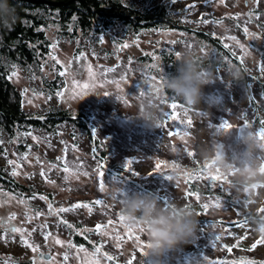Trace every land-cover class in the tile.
Here are the masks:
<instances>
[{"label": "rangeland", "instance_id": "374dc122", "mask_svg": "<svg viewBox=\"0 0 264 264\" xmlns=\"http://www.w3.org/2000/svg\"><path fill=\"white\" fill-rule=\"evenodd\" d=\"M124 2L136 7L167 4L172 19L179 20V24L189 26L193 31L203 30L210 33L223 45L227 43L230 46L228 50L235 52L237 56H243L242 64L248 73L264 81V73L259 70L264 65V0ZM204 20L208 23H204ZM244 28L248 29V33L244 32ZM188 36V33L177 30H151L142 33L137 39L125 40L121 45L116 41L120 37L119 33L113 30L100 35L97 43L82 36L76 42L63 41L53 31H49L48 38L51 43L58 42V47L51 49L50 53L64 64L71 62V74L60 76L63 84L61 91L54 95L43 92L41 80L22 68L17 67L10 73L9 76L16 73L8 79L22 92V107L25 111L42 113L45 109L58 106L73 116L78 112L91 115L93 120L86 119L85 122L89 130L93 131L96 149L103 150L106 154V168L111 165L121 167L119 171L114 170L115 173L110 174L101 169L96 155H92L90 141L78 130L72 129L70 124L59 126L54 134L41 130L26 135L24 140L18 136L5 139L2 143L4 151L0 153V164L11 175L14 170L18 173L12 177L19 184L53 196L50 211L46 197L26 198L0 188L15 196L11 203L0 207V216L15 212L17 218L13 223L26 230L25 238L34 246H39L40 253L55 256L58 264H63V253L69 242L73 244L70 237L74 229L70 223L81 220L85 228L79 229L78 234L82 235L91 231L89 227L95 229L97 224L108 225L111 220L112 226L102 227L98 235L101 243L105 244L104 248L101 247L100 254L94 255V249L85 248L89 258L99 259L100 264H128L129 260L133 264H141L146 245L145 231L139 229L145 230L146 226L126 220L124 223L133 225L139 241L127 238V231L119 222V198L124 191H151L160 197L163 204L186 207L199 214L200 224L196 236L190 243L166 255V264H264V244H256L258 240L264 239V233L258 231L251 221L238 226L245 216L249 217L250 212L264 215L260 211L264 208V185L252 187L250 192L248 189L245 193L239 186L232 187L231 173H226L231 184L214 182L208 177L210 174L214 175L217 168L214 165L204 168L211 164V160H206L204 154L216 142L224 145L229 160H233L245 148L238 137L237 127H243L245 120L250 122L249 118L240 116L241 110L247 107L248 100L239 85L230 83L231 77L227 74L229 64L225 59L217 54L213 56L209 50L208 56L221 60L226 66L225 69L220 67L214 71L217 79L204 88L206 94L218 98L214 106H179L176 110L177 121H167L172 126L171 129L164 126L149 130L142 120L131 117L143 105L151 104L155 106L159 124L164 121L163 113L171 111L167 105L159 106L153 96H139L141 91L147 92L150 87L148 76H156V73L147 71L148 65L138 62L137 58L148 56L152 59L150 64L156 63L160 66L162 53L170 54L168 51L172 50L177 57V53L189 49ZM192 37H195L194 34ZM237 41L252 52V59L245 58ZM124 45L128 47L125 48ZM192 49L199 57L207 56L202 49ZM80 53H83V58L75 60L74 57ZM153 56L159 59L153 60ZM54 64L55 61L48 56L41 69V73L47 74L50 80L54 77L50 70ZM88 65L92 67L95 87L73 98L70 88L73 80L92 83L87 71ZM55 68H59L58 72L62 70L59 65ZM109 68L114 71L107 72ZM158 69L154 70L157 72ZM107 81H119L120 88ZM105 92L109 95L105 96ZM251 92L258 105L257 110L260 107L264 109V96H260L259 85L253 83ZM118 96H123L127 103L117 99ZM262 108L258 110L260 115H264ZM247 117H250V110ZM186 120L192 121L191 126L180 123ZM223 120L230 122L233 127L231 130L218 132L216 128ZM249 126L255 131L264 127L251 122ZM177 127L187 130L189 135L183 140L178 136H169L168 131ZM188 152L193 155H187ZM261 153L262 156L258 159L264 167V150ZM190 157L193 161H190ZM128 160L133 161L130 172L124 168ZM9 161L14 163L9 164ZM65 164L69 173L63 171ZM157 164L160 165L159 169L156 168ZM195 164L203 165L202 169L197 171ZM42 168L44 176L40 174ZM101 170L104 172V183L116 195V200L99 190L98 173ZM168 175L173 176L171 181L166 178ZM21 198L25 199V204L17 202ZM217 198L221 200L219 208L215 207ZM97 199L104 203L94 204ZM236 199H248L250 203L238 204ZM77 203L87 204L89 207H72ZM205 203L209 204L207 210L202 207ZM38 206L44 208L40 210L37 209ZM61 207L70 210L60 213L57 210ZM36 212L42 215L37 217ZM59 217L63 218L62 222ZM49 232L52 235L45 240V235ZM216 236L220 239L216 240ZM57 238L65 242L64 247L55 244ZM254 244L256 247L253 248ZM75 252V248L70 250L67 264H82L84 253L78 259ZM104 254L113 257V260L108 261ZM33 256L31 249L21 242L20 233L5 236L0 228V264L5 261H10V264H31ZM145 264H150L147 258Z\"/></svg>", "mask_w": 264, "mask_h": 264}, {"label": "trees", "instance_id": "16d2710c", "mask_svg": "<svg viewBox=\"0 0 264 264\" xmlns=\"http://www.w3.org/2000/svg\"><path fill=\"white\" fill-rule=\"evenodd\" d=\"M8 2L15 11V22L9 21L11 27H6L3 19H0V153L4 151L2 143L5 139L18 136L24 140L26 135L41 130L47 134H54L59 126L70 124L72 129L78 130L90 141L92 155L94 157L96 155L100 167L103 165L101 169L108 174L121 169L117 165L106 168L107 165L104 164L106 154L103 150L96 149L93 131L89 130L85 122L86 119L93 120L91 115L78 112L76 116H73L58 106L45 109L42 113H29L23 109L22 92L14 87L8 79L15 68H22L31 76H37L41 80L42 91L50 95L60 92L63 86L58 75L59 68H50L54 75L51 80L48 79L47 74L41 73L42 66L51 52L49 45L52 43L48 38L49 31H53L59 40L76 42L82 36L84 39L97 43L100 35L113 30L119 33L120 37L116 41L121 45L125 40L137 39L142 33L151 30H177L188 33V37H190L187 39L189 49L192 47H195L197 51L202 49L207 55L206 57H196L204 68L213 71L220 67L226 68L221 60L208 56L209 50L213 56L217 54L223 59L227 56L232 60V65L243 68L242 86L232 79L230 81L242 88L248 100L246 110L243 108L240 116L249 118L251 123L262 125L260 121L264 120V115L258 113L262 107L257 110L258 105L254 101L251 88L253 83L258 84L260 96L263 97L264 81L251 76L246 67L231 55L232 52L225 49L223 43L213 38L210 33L199 29H196L199 31H193V28L179 24V20L172 19L171 12L165 3L136 7L125 3L124 0H8ZM192 34L195 37H192ZM171 51H168L170 54H161L157 72L154 69L151 70L156 73L158 79L161 73L164 77L176 74V57ZM137 61L149 65L152 59L148 56H141L137 58ZM165 91V95L174 96L171 91L167 89ZM175 102L183 108L190 107L177 98H175ZM249 110L250 117H247ZM262 111H264L263 108ZM190 161H193L192 157H190ZM202 167L203 165L195 164L197 171H200ZM0 188L26 198L46 197L47 204L53 203L52 194L19 184L12 177L10 171L1 164ZM42 208L44 207H37L40 210ZM118 215H123L121 210ZM60 220L62 222L63 218ZM70 226L74 229L70 237L73 245H82L84 248L92 250L94 246L104 248L105 244L101 243L98 237L99 233L94 228L89 227L91 229L89 233L85 232L80 235L78 230L84 227L81 220L70 223Z\"/></svg>", "mask_w": 264, "mask_h": 264}, {"label": "clouds", "instance_id": "9594fccd", "mask_svg": "<svg viewBox=\"0 0 264 264\" xmlns=\"http://www.w3.org/2000/svg\"><path fill=\"white\" fill-rule=\"evenodd\" d=\"M0 19H3L6 27H11L9 21L15 22V11L8 0H0ZM197 55L192 48L177 53L176 74L164 77V87L187 106L206 104L211 107L218 102V98L206 94L204 88L214 83L217 76L212 69H206L198 62ZM245 58L252 59V52L248 51ZM243 72L241 66L229 65L227 74L242 86ZM131 117L142 120L149 130L159 128V117L155 106L151 104L143 105ZM237 128L238 137L245 145L238 156L229 160L224 145L216 142L204 154V158L211 160L221 172L231 173L233 185L247 188L250 192L252 187L264 185V171L261 170L262 165L258 159L264 149L258 144V131L250 126ZM119 203L123 215L128 220L146 226V247L141 264H145L146 258L150 264H166L164 257L190 243L199 228L198 213L186 207L163 204L160 197L151 191H124ZM249 221L255 224L258 231L264 233V215L250 212Z\"/></svg>", "mask_w": 264, "mask_h": 264}, {"label": "snow or ice", "instance_id": "6c2138e0", "mask_svg": "<svg viewBox=\"0 0 264 264\" xmlns=\"http://www.w3.org/2000/svg\"><path fill=\"white\" fill-rule=\"evenodd\" d=\"M203 22L204 23H208L207 20H204ZM39 30L42 31L43 29H39ZM244 32L248 33V29L244 28ZM231 39L232 40H236L235 37H231ZM172 43H177V41H172ZM237 44H238L241 52H243V55L245 56V54L248 52V49L245 48V46L243 44H240L239 41H237ZM49 47L51 49H53V50L56 49L58 47V42L50 44ZM124 47L126 48V47H128V45H124ZM223 47L225 49H228L230 46L227 43H225L223 45ZM231 55L233 57H236V59L239 60L240 63H243V56H237L235 52H232ZM49 57L53 61H55V64L53 65L54 68L56 67V65H59L61 67L62 70L58 72L59 76L63 77V76H67V75L71 74V71H70L71 62H69V64H64L62 61H60L52 53H49ZM81 58H83V53H80V54H78L77 56L74 57V59L77 60V61L80 60ZM158 59H159L158 57L153 56V60H158ZM224 59L229 65H232V60L228 59L227 56L224 57ZM158 68H159V65L156 64V63L149 64L147 66V71L150 72L151 70L158 69ZM259 70L262 73H264V65H262ZM87 71H88L90 80H92V83H88V82L81 83L79 81L73 80L71 82V85H70L71 94L73 95V98H75L76 96L82 95L87 90H89L90 88H94L95 87V81H94V76L92 74L91 65H88ZM112 71H114V69H111V68L107 69V72H112ZM15 75H16V73L13 72L12 76H15ZM12 76H9V79H11ZM121 79H123V77H121ZM148 80H149V84H150V87H149L148 91L147 92L141 91L139 93V96L140 97H144L146 95L147 96H153L159 102V106L167 105V107L171 111H165L163 113L164 121L161 124H159V127L167 126L169 129H171L172 126L168 125L167 121H172V122H176L177 121L178 116H177L176 110L178 109L179 105L175 102V97L174 96L173 97H169V96L165 95V87H164L165 79H164V76L162 75V73L159 76V79H157V77L154 76V75H150V76H148ZM107 82L114 84L117 88H120V82L119 81H107ZM249 87H250V85H249ZM25 91H27V90H25ZM58 95H63V93H58ZM104 95L108 96L109 94L107 92H105ZM117 99H120L122 102L127 103V100L123 96H118ZM185 111H187V109H185ZM180 123H185L186 125L191 126L192 121L191 120H186V121H180ZM260 123L262 125H264V120L260 121ZM209 126H211V125H209ZM243 126L244 127H248L249 126V123H248L247 120H245ZM232 127H233V125L230 122H228L227 120H223V122L220 123L217 126L216 130L218 132H220V131L230 130V129H232ZM168 135L169 136H178V137H180V139L183 140L185 137H187L189 135V132L187 130H183V129H180L179 127H177L175 130H169L168 131ZM33 139H35V137H33ZM258 144H259V146L262 149H264V127H261L259 129V131H258ZM187 155L192 156L193 153L188 152ZM13 163H14L13 161H9V164H13ZM132 166H133V161L132 160H128L125 163L124 168H125V170L130 172L131 169H132ZM211 167H213V163L212 162H211V164H207V165L204 166L205 169H208V168H211ZM101 168H103V165H101ZM156 168L159 169L160 165L157 164ZM261 170L264 171V167H262ZM63 171L65 173H69V168H68V166L66 164L63 167ZM40 174H41V176H44L43 168L41 169V173ZM132 174L135 175L136 173H132ZM149 174H151V173H149ZM12 175H14V176L18 175V173L14 170L12 172ZM98 175L100 177L99 190L101 192L106 193L109 197H111V199L116 200L117 199L116 195L114 193H111L109 188L106 187V185L104 183V180H103L104 172L101 170V171H99ZM67 178H68V176L65 177V179H67ZM166 178L171 181L173 179V176L168 175V176H166ZM208 179H210V180H212L214 182L223 181L225 183L231 184V181L228 180V175L226 173L221 172L219 169H216L214 175L210 174ZM232 187H236V186L232 185ZM242 191H244L246 193L248 191V189L245 188V189H242ZM0 197H3V199H0V207L4 206L6 204H9L13 200H15V196L14 195L6 193L3 190H0ZM40 198L44 199V197H40ZM17 202L19 204H25V199L21 198ZM236 202L238 204H244V205H247L248 203H250V201L248 199H245L243 201H241L239 199H236ZM103 203H104V201L100 200V199H97L96 201H94V204H96V205H101ZM165 204H167V203H165ZM72 207H74V208H81V207L88 208L89 205L77 203V204L73 205ZM202 207H203V209L207 210L209 208V204L205 203V204L202 205ZM215 207H217V208L221 207V200L219 198H217V200H216ZM51 208H52V206L49 205L50 211H51ZM69 210H70L69 208L61 207L57 211L60 212V213H63V212H67ZM260 211L264 212V208H262ZM35 215L37 217H39L40 215H42V213L36 212ZM16 218L17 217H16V213L15 212H10L7 216H0V228L3 229V235L7 236L9 234H16V233H20L21 234V242L24 244V246L26 248L31 249V251L34 253V256L32 258L31 264H58V261H57L55 256H51L49 259H44V255L45 254L40 253L39 246H34L33 244L28 242V240L24 236V233H25L26 230L21 228V227L16 226L13 223L16 220ZM30 220H31V218L29 217V222H30ZM126 220H128V218H126L124 215H120L119 222L126 229L127 238L128 239H136L137 241H139V237L135 235V229H134L133 225L124 223ZM248 222H249V217L245 216L244 219L239 222L238 226L246 225ZM112 224H113V222L111 220L108 221V225L97 224L95 226V231L97 233H100L102 227L103 228H108V227L112 226ZM44 227H47V225H45ZM32 231H35V229H33ZM139 231H144V229L140 228ZM29 235H30V233H29ZM51 235L52 234L50 232L47 233L45 235V240H48V238ZM215 239L219 240L220 237L216 236ZM54 242H55L56 245H59L61 247L65 246V242L60 240V239H58V238L55 239ZM256 244H264V239L258 240L256 242ZM256 244L253 245V248L256 247ZM72 248L76 249L75 255H76V257L78 259L80 258V254L84 253V260H83L82 264H100V260L99 259H91V258H89L88 254H87V250L82 245L81 246H76V245L71 244L70 242L67 245V250L63 253V258H62L63 259V264H67V262L69 260V252H70V250ZM100 252H101V246H94V255L95 254H100ZM104 256H105V258L108 261H112L113 260V257L108 256L107 254H104ZM4 264H10V261H5ZM128 264H133V261L129 260Z\"/></svg>", "mask_w": 264, "mask_h": 264}, {"label": "water", "instance_id": "95a60500", "mask_svg": "<svg viewBox=\"0 0 264 264\" xmlns=\"http://www.w3.org/2000/svg\"><path fill=\"white\" fill-rule=\"evenodd\" d=\"M49 258H50V254L45 253V255H44V259H49Z\"/></svg>", "mask_w": 264, "mask_h": 264}]
</instances>
